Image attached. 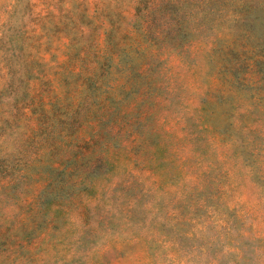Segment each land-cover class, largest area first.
Masks as SVG:
<instances>
[{
  "label": "rangeland",
  "instance_id": "1",
  "mask_svg": "<svg viewBox=\"0 0 264 264\" xmlns=\"http://www.w3.org/2000/svg\"><path fill=\"white\" fill-rule=\"evenodd\" d=\"M0 264H264V0H0Z\"/></svg>",
  "mask_w": 264,
  "mask_h": 264
}]
</instances>
